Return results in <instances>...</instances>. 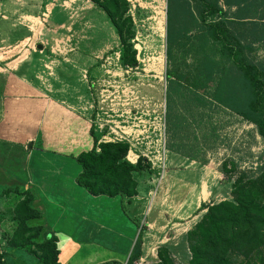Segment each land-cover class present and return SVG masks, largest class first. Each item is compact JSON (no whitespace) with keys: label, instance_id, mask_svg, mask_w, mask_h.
I'll list each match as a JSON object with an SVG mask.
<instances>
[{"label":"rangeland","instance_id":"1","mask_svg":"<svg viewBox=\"0 0 264 264\" xmlns=\"http://www.w3.org/2000/svg\"><path fill=\"white\" fill-rule=\"evenodd\" d=\"M18 1L0 0V66L3 61L13 67L15 60L22 57L24 60L16 71L10 70L3 80L0 79V87L4 88L0 91V102L4 101V111L0 109V165L21 163L29 144L42 132V121L49 105L69 111L83 119L88 127L93 123L95 128H89V132H93L96 139L95 148L104 137L116 133L122 121L132 126L134 118H145L151 111L161 113L166 104L165 74L168 69L167 0H127L135 31L131 43L138 66L134 69L124 64L118 36L106 14L92 0ZM245 1L255 6L257 12H263L260 16L264 20V0H220L219 5L230 16L245 5ZM49 3L55 4L50 12L46 10ZM30 22L36 30L32 26V34L28 32L24 36L22 33ZM260 29L258 34H261ZM237 32L238 38L244 36L243 40H250L246 34L251 32L243 28ZM251 39H256L255 35ZM38 46L43 48L39 50ZM255 47L256 50L246 51L245 55L264 67V42H257ZM23 53L27 57L24 58ZM34 92L36 95L32 94ZM33 101L42 103V118L32 110ZM203 110L208 114L207 122L211 123L207 125L208 139L203 146L204 155H201V159L208 161L206 165L169 153L166 177L160 186L156 172L150 169L137 175L140 194L148 199L146 209L139 206L137 210L140 227H145L147 234L149 216L152 219L161 216L163 222L151 229L155 230L153 236L149 237L152 233L144 235L148 247L135 264L158 262V251L162 247L170 251L177 264H187L190 254L186 235L206 212L202 207L231 200V185L239 173L255 172L264 165V140L256 125L213 104ZM212 127L217 133H213ZM93 136L90 134V146H93ZM215 140L216 146L213 145ZM232 163L237 166L236 170L232 169ZM224 164L228 165L229 173L224 171ZM168 172L173 173L171 190L167 186ZM222 179H229V182ZM179 184L185 191L196 186L200 207L188 201L189 198L178 200ZM204 187L207 194L201 192ZM19 199L13 189L0 192V253L5 254L7 264H39L36 257L25 251L10 250L12 255H9L7 250L18 223L13 209ZM116 199L119 204L110 205V210L106 209L101 215V221L116 228L123 226L126 219L134 222V210L128 199ZM173 224H180L178 231ZM125 245L123 243L121 255L117 257L122 258V264H127L130 255ZM84 248L77 251L70 248L61 263L82 264L89 260L90 263L85 264H98L112 256L100 251L96 258L86 257Z\"/></svg>","mask_w":264,"mask_h":264},{"label":"trees","instance_id":"2","mask_svg":"<svg viewBox=\"0 0 264 264\" xmlns=\"http://www.w3.org/2000/svg\"><path fill=\"white\" fill-rule=\"evenodd\" d=\"M92 1L106 14L117 34L124 64L136 66L130 3ZM219 2L167 0V150L202 165L208 163L201 155L208 139L207 125L211 124L203 108L211 104L256 125L264 140V67L245 55L246 51L256 50L257 42H264V20L260 16L263 12H257L255 6L245 1L229 16ZM241 28L251 32L246 34L250 37L247 42L244 36L237 37V29L240 32ZM22 34L28 35V31ZM254 35L256 39H251ZM90 134L93 136V132ZM93 139V146L73 156L81 168L77 185L93 197H120L122 201L126 198L131 204L130 199L139 194L137 175L148 172L150 166L142 160L136 165L128 162L127 143H101L97 150L94 136ZM227 167L223 165L229 173ZM231 167L237 169L234 163ZM222 181L227 183L229 179ZM231 189V200L204 205L206 212L187 232V264H264V165L255 172H240ZM17 195L20 199L13 215L18 223L7 245L8 252L25 251L36 257L39 264H62L57 236L42 224L32 225L42 219V213L32 206L34 194L27 190L17 191ZM145 229L139 228L127 264H135L143 256ZM158 258L154 264H177L166 247L159 248ZM4 259L5 254L0 253V264H7Z\"/></svg>","mask_w":264,"mask_h":264},{"label":"crops","instance_id":"3","mask_svg":"<svg viewBox=\"0 0 264 264\" xmlns=\"http://www.w3.org/2000/svg\"><path fill=\"white\" fill-rule=\"evenodd\" d=\"M15 1L19 2L18 0ZM52 1L55 2V0ZM48 2H51V0H48ZM46 7V10L50 12L55 7V4L49 3ZM32 26L36 30L33 22H30L26 28L30 34L33 32ZM27 37H30V35ZM23 62L22 57L15 60L13 67H11L8 62L3 61V65L0 66V79L3 80L2 78L7 76L10 70L16 71ZM14 66L17 67L15 68ZM2 90L4 88L1 86L0 91ZM32 94L36 95V92ZM3 103L4 101L1 99V111H4ZM42 106L41 102L33 101L31 107L34 112L38 113L37 116L39 118L43 116ZM45 113L43 124L41 125L42 132H39L35 140L29 144L27 155L23 154L21 163L0 165V192L6 191L7 188L13 189L16 193L17 191L29 190L34 194L35 199L32 206L42 213V219L32 225L42 224L48 231L57 236L61 251L60 260L66 256L70 248L77 251L84 246V249H86L84 256L86 257L96 258L100 251H104L112 255L107 261H121L122 258L119 259L117 257L121 255L123 243H126L124 247H127V250L125 251L131 253L133 249L140 217L137 210L139 206H143L146 209L148 199L146 200V197L140 194V187L139 194L135 198L130 199L132 203L129 204L134 210V216L132 217L134 222L126 219L124 227L120 225L116 228L101 221L100 217L101 215L103 216V212L106 209L110 210V205L119 204V201L116 199L118 197H93L76 183V177L81 172V168L73 156L90 148L92 139H90L88 125L83 119L75 117L69 111L64 112L58 106L49 105ZM172 174L169 173L167 175L169 190L174 186ZM177 188L176 195L178 200L179 198H189L188 201L198 204L195 193L196 186L188 188V191H185V188L182 185L180 186V184ZM202 191L207 194L205 187L201 189ZM198 206L200 207L199 204ZM159 218L152 219L151 216L147 217L148 232L146 234L145 231L147 230L145 229L142 240L143 255L148 247L146 246V237L144 235L148 236L149 233H152L149 237L153 236L155 230L151 229L156 225L161 226L163 222L161 216ZM173 226L178 231L177 228L180 224H173ZM64 241H66V244H63ZM9 255L12 254L9 253ZM103 261L105 260H101L99 263ZM87 262L89 260L82 264Z\"/></svg>","mask_w":264,"mask_h":264},{"label":"built area","instance_id":"4","mask_svg":"<svg viewBox=\"0 0 264 264\" xmlns=\"http://www.w3.org/2000/svg\"><path fill=\"white\" fill-rule=\"evenodd\" d=\"M137 66L126 67L134 69ZM165 114L166 104L164 103L160 114H157L156 111H151L145 118H134L135 121L132 122V126L129 122L122 121V127H116L117 132L112 133L109 138L104 137L102 141L98 142V145L101 143H127L129 145L127 161L133 165H136L140 160L147 163L150 166V170L156 172L160 186L166 177L169 155ZM146 118L149 119L145 120ZM89 128L93 130L95 125L89 123Z\"/></svg>","mask_w":264,"mask_h":264},{"label":"water","instance_id":"5","mask_svg":"<svg viewBox=\"0 0 264 264\" xmlns=\"http://www.w3.org/2000/svg\"><path fill=\"white\" fill-rule=\"evenodd\" d=\"M42 48H43V47H41V46H38V49H39V50H41Z\"/></svg>","mask_w":264,"mask_h":264}]
</instances>
